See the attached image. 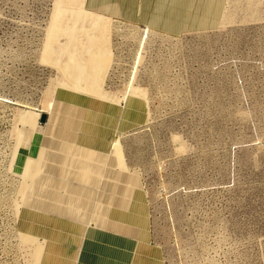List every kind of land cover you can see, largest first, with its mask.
Masks as SVG:
<instances>
[{
  "label": "rangeland",
  "instance_id": "rangeland-1",
  "mask_svg": "<svg viewBox=\"0 0 264 264\" xmlns=\"http://www.w3.org/2000/svg\"><path fill=\"white\" fill-rule=\"evenodd\" d=\"M153 2L123 18L86 0H0V264L40 262L44 238L21 229L33 113L63 88L118 111L131 92L145 101L119 165L138 172L163 264H264V0Z\"/></svg>",
  "mask_w": 264,
  "mask_h": 264
},
{
  "label": "crops",
  "instance_id": "crops-1",
  "mask_svg": "<svg viewBox=\"0 0 264 264\" xmlns=\"http://www.w3.org/2000/svg\"><path fill=\"white\" fill-rule=\"evenodd\" d=\"M145 2L141 0L134 10L128 9L129 0H86V6L124 18L125 13L144 12ZM156 3L169 6V0ZM157 10L174 11V7ZM11 24L0 7V43L12 41ZM54 106L46 124L40 123L41 113H33L39 121L32 133L37 150L34 168L40 159V197L29 200L28 191L24 208L30 213L23 211L21 227L45 240L39 264H163L160 248L149 244V215L138 172L120 167L125 160L122 147L111 151L115 133L106 126L110 118L82 117L83 109L78 114V106L63 100ZM68 124L73 125L65 127ZM84 125L91 127L81 128ZM129 204L133 209L127 216ZM31 214L42 220L37 222Z\"/></svg>",
  "mask_w": 264,
  "mask_h": 264
},
{
  "label": "bare ground",
  "instance_id": "bare-ground-1",
  "mask_svg": "<svg viewBox=\"0 0 264 264\" xmlns=\"http://www.w3.org/2000/svg\"><path fill=\"white\" fill-rule=\"evenodd\" d=\"M144 32L147 35H149L150 30L149 29H145ZM77 92H79V91H76L74 89H73V92H68L67 90H65L63 88L57 94V99L56 100L67 101L68 103H72V104L78 106V110H77L78 114L83 109V114L82 115H84V116H82V117L100 115L101 117L110 118L111 122L113 121V119H115V121H117V124L115 126H113V128H112V125H110L112 133H115V135H113V138L111 139V142H110V147H111L112 153H115L118 149L121 148L120 136H121V133L123 131H126L130 127L137 126L138 124L144 122L143 118H141V117L145 113V105H146V103H145V101H143L138 96V93L131 92L130 94H127L125 96V100L121 102V106H120L121 108L118 111V110H112L110 108V106H105L102 102H99V101L96 102V101L91 100L90 103H88V102H87V104L86 103H82L81 102L82 100L81 101L79 100ZM81 93H83V92H79V94H81ZM84 94H87V93H84ZM43 115H48V114L47 113H43L42 114V117H41V120H40L41 124H43L41 122L42 118H43ZM46 123H44V124H46ZM106 126H109V125L106 123ZM88 127H91V125H84V127H81V128H86L87 129ZM25 130L31 132V129L29 130V129L25 128ZM87 130H89V129H87ZM32 131H33V129H32ZM37 163H38V166L36 168H34L33 169L34 171L32 172L33 181H32V184H31V188L29 189L30 190V198H29V200L31 198H34V196H39L40 197V186H39L40 159L38 160V158H37ZM128 179L129 180L130 179H134V177L133 176H129ZM30 203H32V202H30ZM127 207H128L127 216H130L131 213H129V210L133 209V208H131V207H133V204H129ZM23 211H24V213L25 212L30 213L25 208L23 209ZM122 214H123V212H122ZM127 219H129V218H127Z\"/></svg>",
  "mask_w": 264,
  "mask_h": 264
},
{
  "label": "water",
  "instance_id": "water-1",
  "mask_svg": "<svg viewBox=\"0 0 264 264\" xmlns=\"http://www.w3.org/2000/svg\"><path fill=\"white\" fill-rule=\"evenodd\" d=\"M47 119H48L47 115H43V118H42L41 122L44 124V123L47 122Z\"/></svg>",
  "mask_w": 264,
  "mask_h": 264
}]
</instances>
